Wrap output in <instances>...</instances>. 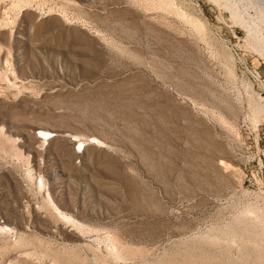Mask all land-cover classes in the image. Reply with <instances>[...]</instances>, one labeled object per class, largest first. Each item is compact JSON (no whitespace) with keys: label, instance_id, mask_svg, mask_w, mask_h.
Segmentation results:
<instances>
[{"label":"rangeland","instance_id":"374dc122","mask_svg":"<svg viewBox=\"0 0 264 264\" xmlns=\"http://www.w3.org/2000/svg\"><path fill=\"white\" fill-rule=\"evenodd\" d=\"M0 264H264V0H0Z\"/></svg>","mask_w":264,"mask_h":264},{"label":"bare ground","instance_id":"6f19581e","mask_svg":"<svg viewBox=\"0 0 264 264\" xmlns=\"http://www.w3.org/2000/svg\"><path fill=\"white\" fill-rule=\"evenodd\" d=\"M46 134H49V133H46ZM82 144H83V142H82ZM55 209V208H54ZM57 209V208H56ZM58 211H59V209H57ZM57 211V212H58ZM60 214L61 215H63L64 216V218L66 219V220H68L69 222H73V223H75V221L71 218V217H68L67 215H64L63 213H61L60 212ZM6 228V227H5Z\"/></svg>","mask_w":264,"mask_h":264},{"label":"built area","instance_id":"2783aa9c","mask_svg":"<svg viewBox=\"0 0 264 264\" xmlns=\"http://www.w3.org/2000/svg\"><path fill=\"white\" fill-rule=\"evenodd\" d=\"M255 77L257 78V80H258V81H260V80H261V76H260V74H259L258 72H256V75H255Z\"/></svg>","mask_w":264,"mask_h":264}]
</instances>
